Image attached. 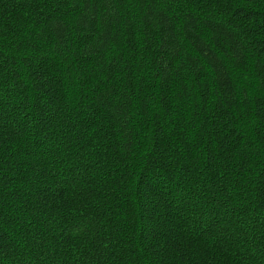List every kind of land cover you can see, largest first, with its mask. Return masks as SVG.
Wrapping results in <instances>:
<instances>
[{
	"label": "trees",
	"instance_id": "trees-1",
	"mask_svg": "<svg viewBox=\"0 0 264 264\" xmlns=\"http://www.w3.org/2000/svg\"><path fill=\"white\" fill-rule=\"evenodd\" d=\"M0 264H264V0H0Z\"/></svg>",
	"mask_w": 264,
	"mask_h": 264
}]
</instances>
